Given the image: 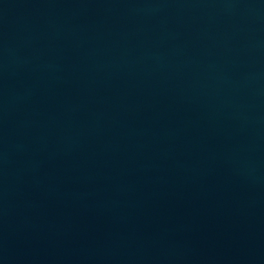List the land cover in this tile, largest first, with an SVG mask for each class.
I'll list each match as a JSON object with an SVG mask.
<instances>
[{
  "label": "water",
  "instance_id": "obj_1",
  "mask_svg": "<svg viewBox=\"0 0 264 264\" xmlns=\"http://www.w3.org/2000/svg\"><path fill=\"white\" fill-rule=\"evenodd\" d=\"M0 264H264V0H0Z\"/></svg>",
  "mask_w": 264,
  "mask_h": 264
}]
</instances>
